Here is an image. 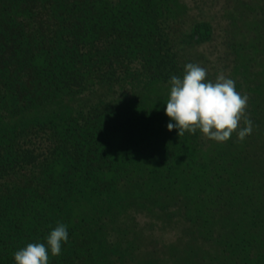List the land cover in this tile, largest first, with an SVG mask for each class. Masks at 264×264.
I'll return each mask as SVG.
<instances>
[{
    "label": "trees",
    "instance_id": "trees-1",
    "mask_svg": "<svg viewBox=\"0 0 264 264\" xmlns=\"http://www.w3.org/2000/svg\"><path fill=\"white\" fill-rule=\"evenodd\" d=\"M189 62L242 142L167 129ZM58 223L49 264H264V0H0V264Z\"/></svg>",
    "mask_w": 264,
    "mask_h": 264
},
{
    "label": "clouds",
    "instance_id": "clouds-1",
    "mask_svg": "<svg viewBox=\"0 0 264 264\" xmlns=\"http://www.w3.org/2000/svg\"><path fill=\"white\" fill-rule=\"evenodd\" d=\"M168 83L170 92L164 111L175 123H168L167 129H178L179 137L199 130L218 143L228 141L233 133L242 142L252 133V121L246 113L248 97L241 95L235 81L223 73L211 81L206 68L189 62L183 76L173 75ZM67 242L68 227L58 223L47 235L46 243H28L15 251V264H49L50 255L60 256L62 245Z\"/></svg>",
    "mask_w": 264,
    "mask_h": 264
}]
</instances>
